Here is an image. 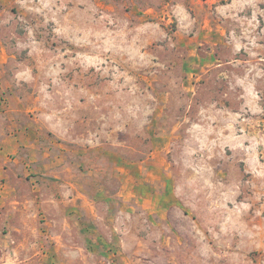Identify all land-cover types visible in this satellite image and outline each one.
<instances>
[{
  "label": "rangeland",
  "instance_id": "1",
  "mask_svg": "<svg viewBox=\"0 0 264 264\" xmlns=\"http://www.w3.org/2000/svg\"><path fill=\"white\" fill-rule=\"evenodd\" d=\"M0 264H264V0H0Z\"/></svg>",
  "mask_w": 264,
  "mask_h": 264
},
{
  "label": "crops",
  "instance_id": "2",
  "mask_svg": "<svg viewBox=\"0 0 264 264\" xmlns=\"http://www.w3.org/2000/svg\"><path fill=\"white\" fill-rule=\"evenodd\" d=\"M11 217H12V215H10V217H9V218H11ZM9 247H12V246H11V244L9 245Z\"/></svg>",
  "mask_w": 264,
  "mask_h": 264
}]
</instances>
